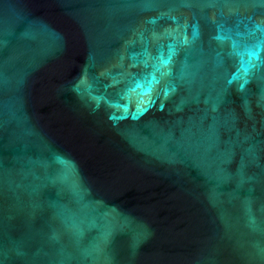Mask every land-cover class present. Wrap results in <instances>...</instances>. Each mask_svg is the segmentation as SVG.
<instances>
[{
  "label": "water",
  "instance_id": "water-1",
  "mask_svg": "<svg viewBox=\"0 0 264 264\" xmlns=\"http://www.w3.org/2000/svg\"><path fill=\"white\" fill-rule=\"evenodd\" d=\"M0 264H264V0H0Z\"/></svg>",
  "mask_w": 264,
  "mask_h": 264
}]
</instances>
